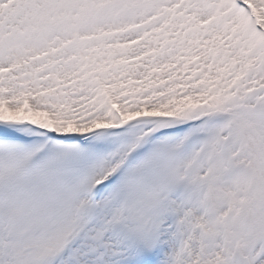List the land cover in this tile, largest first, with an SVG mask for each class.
<instances>
[{
    "label": "snow or ice",
    "instance_id": "snow-or-ice-1",
    "mask_svg": "<svg viewBox=\"0 0 264 264\" xmlns=\"http://www.w3.org/2000/svg\"><path fill=\"white\" fill-rule=\"evenodd\" d=\"M0 264H264V0H0Z\"/></svg>",
    "mask_w": 264,
    "mask_h": 264
}]
</instances>
